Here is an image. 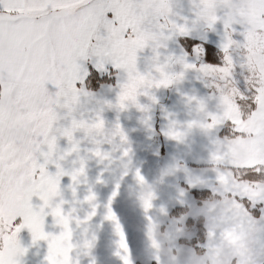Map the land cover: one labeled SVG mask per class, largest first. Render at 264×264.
Listing matches in <instances>:
<instances>
[{"label":"crops","instance_id":"crops-1","mask_svg":"<svg viewBox=\"0 0 264 264\" xmlns=\"http://www.w3.org/2000/svg\"><path fill=\"white\" fill-rule=\"evenodd\" d=\"M171 3L172 19L181 23L186 19L193 38L219 51L222 40L231 41L233 51L224 55L229 61L235 58V49L243 45L239 36L225 33L221 22L214 30L208 29L204 20L191 23L195 19L192 0ZM180 38L165 41L166 47L158 54L159 62L174 57L167 72L183 73L182 77L167 87L149 89L147 96L140 95L138 103L143 110L134 104L124 109L116 106L126 80L123 70H112V82L93 90L85 86L91 95L82 98L78 116L99 112L109 134L119 125L127 140L109 135L100 145L109 158L101 160L93 154L96 145L79 132V150L58 161L67 174L61 177L55 202L63 201L65 213L75 209L71 225L73 264H123L117 252L126 253L118 248L113 222L105 219L109 202L125 233L131 264H264V218L257 220L251 209L246 210L249 201H264V182L239 179L237 175L238 170L253 166L264 169V135H260L264 122L239 123L248 135L233 138L227 121L239 122L242 114L235 98L207 84L205 74L212 69L198 70L205 62L202 56L197 60L185 57L196 67H183L179 62L183 56ZM156 63L157 52L151 46L138 53L141 73L152 71ZM69 122L62 120L61 124ZM222 128L224 135H220ZM169 132L179 133L180 138L173 139ZM58 145L61 154L70 147L63 137ZM125 149L128 156L123 155ZM81 160L84 175L74 182L71 173L80 167ZM49 170L53 174L57 171L52 164ZM137 170L144 177L143 184L136 177ZM201 191L216 197L197 202L195 193ZM90 192L95 195L91 203L85 200ZM149 193L153 194L152 207L145 211L143 201ZM33 203L41 202L34 198ZM93 204L95 215L88 219ZM197 218H202L204 227L201 254L189 243L197 231ZM44 231L49 235L61 231L50 212L45 216ZM157 233L167 245L166 253L160 251ZM19 239L27 249L20 257L21 264H47L48 241H34L27 229L21 231ZM88 243L91 247H86Z\"/></svg>","mask_w":264,"mask_h":264},{"label":"snow or ice","instance_id":"snow-or-ice-1","mask_svg":"<svg viewBox=\"0 0 264 264\" xmlns=\"http://www.w3.org/2000/svg\"><path fill=\"white\" fill-rule=\"evenodd\" d=\"M192 2L195 19L191 23L204 20L207 28L214 30L221 22L223 31L239 36L245 46L254 32L264 31V0ZM173 14L171 0H0V264H21L20 257L27 252L19 239L24 229L30 231L34 241H48L47 264H73L71 225L75 209L65 213L63 201L55 202L60 195L61 177L67 174L58 161L79 150V132L96 145L93 154L101 160L109 158L100 148L109 135L127 140L119 125L109 134L99 112L78 116L82 98L91 95L85 85L94 74L123 70L126 80L116 106L124 109L134 104L143 110L138 103L140 95L147 96L153 87H167L183 75L167 72L174 57L159 62L158 50L166 47L167 40L185 38L180 46L183 56L179 58L185 69L196 67L185 57L197 60L203 55L205 62L199 65V71L215 69L235 80L237 69L246 72L253 62L249 56H241L239 64L234 58L229 61L224 54L233 49L231 41L224 40L220 44L222 59L217 60L216 50L193 38L189 22L173 20ZM149 46L157 52V63L144 74L137 67L138 53ZM255 63L264 69V58L256 57ZM237 86L242 98L247 95L248 106L240 109L239 122L227 121L233 138L248 135L239 123L264 122V89L248 88L243 76ZM69 119V123L61 124ZM168 135L180 138L176 132ZM260 135H264V129ZM61 137L70 145L62 154L58 145ZM128 154L125 149L123 155ZM50 164L57 169L54 174ZM258 167L253 166V175H264V169ZM84 171L81 160L80 167L71 173L72 180L77 181ZM136 177L141 184L145 182L139 170ZM34 198L41 203L34 205ZM152 198L151 193L144 198L145 211L152 207ZM85 200L91 203L95 195L90 192ZM247 209L256 214L255 219L264 218V201H249ZM95 210L93 204L88 219ZM49 212L61 228L59 234L44 231ZM105 219L113 222L118 248L126 253L118 251L117 255L123 264H131L125 233L110 202Z\"/></svg>","mask_w":264,"mask_h":264},{"label":"rangeland","instance_id":"rangeland-1","mask_svg":"<svg viewBox=\"0 0 264 264\" xmlns=\"http://www.w3.org/2000/svg\"><path fill=\"white\" fill-rule=\"evenodd\" d=\"M233 56L236 64L240 63L241 56L252 57L253 62L248 66L246 72H240L237 69V79L235 80L224 72L212 69L211 72L205 74L208 76L207 84L219 92H229L233 96L232 98L242 97L241 88L237 86L240 76L247 80L248 88L264 89V69L255 63L256 57L264 58V33H253L248 44L240 46V51L234 53ZM225 87L226 89H224ZM244 97L247 95L245 94Z\"/></svg>","mask_w":264,"mask_h":264},{"label":"trees","instance_id":"trees-1","mask_svg":"<svg viewBox=\"0 0 264 264\" xmlns=\"http://www.w3.org/2000/svg\"><path fill=\"white\" fill-rule=\"evenodd\" d=\"M184 40H185V38H183V37L180 38V43L183 44ZM205 46L208 47V48H214V47H212V46H210L208 44H205ZM214 49L216 50L217 60H221L222 59V52L219 51L216 48H214ZM201 56H202V59L204 60L203 55H201ZM111 73H112V70L110 71L109 75L108 74H98V75L94 74L92 79H91V81H89L85 86L88 89L93 90V89L97 88L102 83L112 82L113 76L111 75ZM100 75L103 76L102 79L99 77ZM235 100H236V103H237L239 109H247L248 97H243V98L242 97H236ZM224 134H226V132L224 130H222L220 132V135H224ZM262 169L263 168H261V167L257 168V170H262ZM252 170H253V168L238 170L237 171V175L239 176V179H243V180L249 179V180L263 181L264 182V175L255 176V175H253V171ZM245 172H247L248 175H245L244 174ZM195 194H196L197 202H200L201 200L206 199V198L216 197V195H213V194H211L208 191L196 192ZM253 214L256 215L255 213H253ZM195 224H196V227H197V231H196V234H195L194 238L191 239L189 241V243L194 245V247H195V249H196L198 254H201L203 252V248L199 244L202 243L203 240H204V227H203L202 218H197L195 220Z\"/></svg>","mask_w":264,"mask_h":264},{"label":"clouds","instance_id":"clouds-1","mask_svg":"<svg viewBox=\"0 0 264 264\" xmlns=\"http://www.w3.org/2000/svg\"><path fill=\"white\" fill-rule=\"evenodd\" d=\"M155 238H156L157 244L159 245L160 251L162 253H166V251H167V245L163 241L162 237L157 233Z\"/></svg>","mask_w":264,"mask_h":264}]
</instances>
